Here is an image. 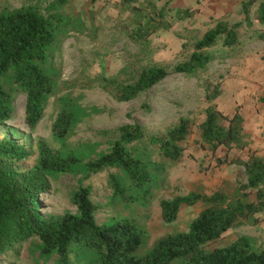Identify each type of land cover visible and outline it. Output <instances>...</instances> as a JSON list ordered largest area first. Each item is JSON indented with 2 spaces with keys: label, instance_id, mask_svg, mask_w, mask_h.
Returning a JSON list of instances; mask_svg holds the SVG:
<instances>
[{
  "label": "trees",
  "instance_id": "trees-1",
  "mask_svg": "<svg viewBox=\"0 0 264 264\" xmlns=\"http://www.w3.org/2000/svg\"><path fill=\"white\" fill-rule=\"evenodd\" d=\"M67 2L52 0L43 10L31 4L0 9V121L11 119L13 94L20 92L25 96V124L33 130L43 118L49 100L55 97L58 112L51 131L59 144L53 149L43 139H37V159L30 168H23L22 163L32 156V151L17 139L0 138V254L37 237L41 254L55 253L58 264H73L70 257H74V264H264V249L255 248L247 235H237L224 246L214 245L229 229L258 224L263 219L259 213L264 212V157L247 148L245 160L229 159L233 147L243 150L249 140L238 108L229 115L213 103L220 94L219 87L206 91L205 100L210 104L197 123L194 142L213 155L223 146L226 152L215 156L217 164L242 166L246 182L238 181L231 195L220 186L210 195L190 192L161 199L160 218L164 223L173 222L182 206L203 204L186 231L165 234L139 254L143 229L124 215L97 223L96 205L89 197L88 186H80L71 194L76 213L43 215V197L50 190L47 177L78 170L95 173L115 169L109 174L113 199L125 207L146 205L154 188L166 179L165 165L153 158L178 161L195 124L192 117L183 116L159 136L144 133L138 124L121 125L108 152L83 162L67 141L79 122L101 109L83 106L81 94L58 95L61 69L55 60L56 44L80 23L62 11ZM121 3L132 14L127 34L134 42L145 43L157 30L173 24L165 19L166 8H158L152 0ZM256 3L253 19L260 25L258 38L264 41V0ZM254 4L255 0L241 1L246 25L250 24L249 13ZM192 16L190 6L177 11L178 20ZM240 26L241 23L218 21L195 41L188 60L176 64L174 71L186 75L203 71L211 59L206 49L218 42L226 46L235 43ZM167 75L164 67L153 65L141 68L131 81L116 82L104 77L94 80L117 100L127 101Z\"/></svg>",
  "mask_w": 264,
  "mask_h": 264
},
{
  "label": "rangeland",
  "instance_id": "rangeland-1",
  "mask_svg": "<svg viewBox=\"0 0 264 264\" xmlns=\"http://www.w3.org/2000/svg\"><path fill=\"white\" fill-rule=\"evenodd\" d=\"M52 0H0V9L37 5L43 10ZM145 0H139L143 2ZM158 8H166L165 19L172 22L170 28H161L145 43L129 39L127 31L132 26V14L121 0H68L62 8L75 23L68 35L56 44L55 60L61 69L59 94H81V104L98 106V113L79 122L68 139L69 147L83 160L95 159L110 150L121 125L138 124L148 135H162L180 117L189 116L195 121L192 133L185 140L186 150L178 161L154 157L165 165L166 179L154 188L146 205L132 204L125 207L113 199L109 174L115 169L99 172L80 171L60 173L47 177L50 190L43 197L44 216L76 213L71 194L80 186H88L90 199L96 205L97 223H106L113 216L133 218L143 229V242L139 254L147 251L159 237L186 231L189 222L202 209L203 204L182 206L177 218L164 223L160 218L161 199L195 192L210 195L220 186L231 195L238 181L246 182L244 168L236 164H217L215 156H222L226 149L221 146L213 155L201 149L194 139L197 123L203 119V109L210 102L205 100L206 91L219 87L220 94L213 103L224 114H232L238 108L243 117L248 146L239 150L233 147L229 159L247 158V148L264 157V41L258 38L259 24H253L255 4L250 9V24L244 22L242 0H152ZM192 7L193 16L178 20L177 11ZM218 21L229 25L241 23L237 29V41L231 45L218 42L207 48L210 61L206 68L186 75L174 71V66L188 60L194 44L205 31ZM162 66L168 75L154 86L140 92L127 101L117 100L96 78L131 81L144 67ZM11 119L0 121V138L11 137L26 144L32 156L22 163L30 168L37 159L36 141L43 139L51 148L59 144L53 139L51 125L58 112V105L51 98L44 116L33 130L24 121L25 96L16 92L12 98ZM263 219L255 225H242L227 230L215 246H224L237 235H247L255 248L264 249ZM74 264V257H70ZM0 264H58V256L41 254L40 241L32 237L0 254ZM173 264H178L177 262Z\"/></svg>",
  "mask_w": 264,
  "mask_h": 264
},
{
  "label": "crops",
  "instance_id": "crops-1",
  "mask_svg": "<svg viewBox=\"0 0 264 264\" xmlns=\"http://www.w3.org/2000/svg\"><path fill=\"white\" fill-rule=\"evenodd\" d=\"M254 11H255V7H254ZM257 22V21H256ZM255 20L252 22L253 24H256ZM258 23V22H257ZM259 24V23H258ZM260 26V25H259Z\"/></svg>",
  "mask_w": 264,
  "mask_h": 264
}]
</instances>
